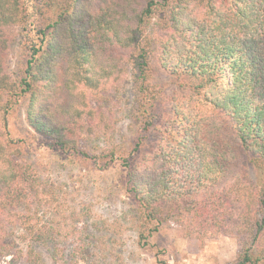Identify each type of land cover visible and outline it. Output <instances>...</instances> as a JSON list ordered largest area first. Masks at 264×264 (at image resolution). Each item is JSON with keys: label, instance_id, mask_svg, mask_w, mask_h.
<instances>
[{"label": "trees", "instance_id": "1", "mask_svg": "<svg viewBox=\"0 0 264 264\" xmlns=\"http://www.w3.org/2000/svg\"><path fill=\"white\" fill-rule=\"evenodd\" d=\"M156 57L182 91L166 97L153 82ZM126 77L142 119L121 158L138 243L173 221L185 237L243 236L230 264L264 262V0H0V255L46 264L42 245L60 263L66 242L73 254L87 244L61 188L16 162L10 111L25 98L36 132L106 167L114 151L91 155L78 136L91 100ZM150 129L155 148L130 162Z\"/></svg>", "mask_w": 264, "mask_h": 264}, {"label": "rangeland", "instance_id": "2", "mask_svg": "<svg viewBox=\"0 0 264 264\" xmlns=\"http://www.w3.org/2000/svg\"><path fill=\"white\" fill-rule=\"evenodd\" d=\"M21 47L16 36L9 50L11 70H16L21 62ZM152 64L153 82L161 87L164 96L176 90L182 91L178 84L184 77L177 78L170 74L159 64L157 57L153 58ZM131 85L130 78L126 77L117 87L111 88L103 99L91 100L95 115L85 122V128L78 136L80 148L91 155L114 151L117 158L106 167H99L80 153L63 150L36 132L26 119L28 101L25 98L8 115L7 138L10 146L18 149L14 156L16 162L32 165L42 178L60 187L66 195L68 208L80 216L78 226L86 247L80 253L73 254L75 243L69 240L63 246L64 258L59 259L63 264H91L96 252V264L232 263L244 247L243 236H220L205 240L185 237L180 226L171 221L163 223L147 243L141 245L135 231L128 227L127 210L131 195L127 191L126 167L121 158L129 155L142 134V119L133 108ZM162 112L167 113L168 109L164 107ZM145 135L137 154L129 157L130 162L145 152H151L160 132L150 129ZM113 223H119L116 231L110 225ZM36 248L42 252L46 264H62L52 259L49 248L42 245ZM82 253L87 259L81 257ZM0 264L31 263L9 253L0 255Z\"/></svg>", "mask_w": 264, "mask_h": 264}]
</instances>
